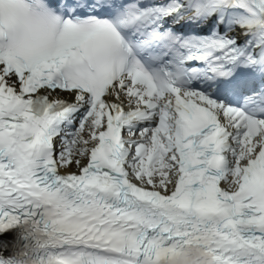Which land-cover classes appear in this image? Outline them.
I'll use <instances>...</instances> for the list:
<instances>
[{
  "label": "snow or ice",
  "instance_id": "6c2138e0",
  "mask_svg": "<svg viewBox=\"0 0 264 264\" xmlns=\"http://www.w3.org/2000/svg\"><path fill=\"white\" fill-rule=\"evenodd\" d=\"M0 264H264V0H0Z\"/></svg>",
  "mask_w": 264,
  "mask_h": 264
}]
</instances>
